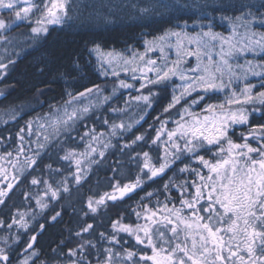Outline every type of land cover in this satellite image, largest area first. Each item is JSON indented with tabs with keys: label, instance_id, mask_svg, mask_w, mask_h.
Masks as SVG:
<instances>
[{
	"label": "snow or ice",
	"instance_id": "6c2138e0",
	"mask_svg": "<svg viewBox=\"0 0 264 264\" xmlns=\"http://www.w3.org/2000/svg\"><path fill=\"white\" fill-rule=\"evenodd\" d=\"M162 7L179 5L164 4ZM76 8L75 0H0V12L8 13L9 17L0 15V39L8 41L4 33L27 23L30 40L42 47L58 30L54 26H60L59 30H63L69 24ZM215 10L220 11L219 8ZM138 11L145 16L155 12L156 8L144 7ZM236 11L238 14L234 16L221 15V20L230 26L228 35L213 31L211 22L204 25L198 21H194L190 33L186 30L188 22L184 21L180 30L169 28L153 40H146L144 52L133 49H128L127 54L115 49L105 51L95 42L87 49L89 54L96 56L100 75L116 78L113 94L119 89L135 87L134 83L120 78L121 71L131 72V79L139 81L136 91L141 93L132 96V100L142 101L145 108L151 107L158 93L171 87V101L163 112L170 115L181 101H184V106L177 109L179 119L175 121L157 116L159 127L150 125L154 136L143 133L135 135L130 143L122 146L121 151L132 149L133 152V145L149 148V151L130 156L139 168L136 178L128 183L115 180L110 184L111 192L88 196L79 212L85 217L94 218L102 209L114 206L125 197L131 199L137 189L144 191L148 181L163 179L177 161L183 167L176 172L188 173L195 179L181 181L178 177H170L164 183V193H170L173 187L177 189L178 206L169 195H165L164 201L157 200L153 205L151 198L154 193L145 192L137 208L133 209L136 222L125 223L124 216H118L111 221L110 232L98 233V240L88 238L97 235L96 226L87 220H80L79 230L68 229L78 238L76 245L68 247L61 241V245L68 248L67 252L60 245L52 250L58 257H63L57 259L56 264H264V123L253 125L249 120L252 113L264 111V0L259 5L241 4ZM196 28L200 31H196ZM172 38H175L174 42ZM217 45L218 51L215 50ZM172 49L175 50L174 59L171 58ZM153 52L159 53V59L149 56ZM248 54L260 56L261 59H246L243 64L238 62L241 56ZM193 57L196 64L185 67L188 62L186 58ZM10 64H15L11 57L7 63L0 60V70L6 74ZM33 67L39 77L52 76V80H41V83L48 85L58 77L70 76L78 70L80 54L63 48L45 49ZM249 77L258 78V89ZM176 78L182 82L179 86L175 83ZM239 82L243 83V87H238ZM144 90L147 94H143ZM36 91L38 95L44 94L43 88ZM102 91L101 85L94 83L83 91H65L67 99L62 103L50 104L49 111L37 118L43 123L38 125L41 131L35 141L36 149H28L31 155L25 152L23 142L25 132L33 134V121H26V126L17 133L21 142L17 157L9 160L15 169L12 175L15 183L0 186V205L7 207L10 193L30 176V185L38 191L34 194L24 193L25 198L34 200L36 208L43 212L52 201L71 197L73 185L80 186L86 181L92 166L100 165L106 159V150L113 145L110 140H105V136H121L130 131L132 124L105 119L103 122L108 125L107 133H97L92 128L80 137L81 141L89 138L83 151L75 147L65 148L60 139L62 136L74 139L71 132L94 107L91 102L84 101L92 95L99 98ZM193 92L197 93V97L189 103L186 97ZM218 93L225 95V101L207 102ZM3 95L0 92V96ZM110 99V96H103L105 102ZM201 101H205L201 109L202 113H206L204 115L191 110V105ZM120 111L112 109L114 113ZM169 122L176 126L168 128ZM238 125L247 126L248 130L234 139V128ZM27 143L31 144L32 141ZM94 143L100 148L93 146ZM53 149H57V155L63 152V155H58L60 167L53 168L52 164L45 166L49 179L34 175L41 170L43 156ZM153 151L157 152L155 162L150 155ZM20 154H24L23 163L19 160ZM12 155V152H6L0 159ZM113 171H118V168H113ZM0 174L8 178L6 169L0 168ZM73 211L76 212V209ZM61 219L60 211L51 216L53 222L59 223ZM10 220L0 219V227L11 231L16 226L28 231L26 213L17 210ZM39 227L43 231L45 225ZM121 233L134 243L124 240ZM11 239L13 243H18L19 232ZM0 241L4 245L0 247V264H12L8 250L9 236L0 238ZM36 241V235L29 237L23 249V259L18 260L17 264H37L40 253L34 247Z\"/></svg>",
	"mask_w": 264,
	"mask_h": 264
},
{
	"label": "trees",
	"instance_id": "16d2710c",
	"mask_svg": "<svg viewBox=\"0 0 264 264\" xmlns=\"http://www.w3.org/2000/svg\"><path fill=\"white\" fill-rule=\"evenodd\" d=\"M138 1H140L141 5L149 2V0ZM226 1H228L227 4L223 0L218 6H215L216 4L207 5L205 7L192 8L191 10L181 8L156 9L153 13L145 16L138 14L133 16L134 18L129 17L130 15L127 16V10L121 12V14L118 11H113L111 16L114 19L110 23L101 24V21L94 24L83 23L81 21L71 23L65 26L63 30L58 29L54 31L42 47L33 44L32 46L16 50L12 58L15 60V64L9 65L5 76L0 82V86L3 88L2 92L4 93L3 96H0V156H4L6 152L13 153L10 158L0 159V168L6 169L8 173L7 179L0 174V186L8 182H14L12 181V175L15 173V169H13L9 160H15L17 157V151L21 144L17 133L21 128L26 126V121L32 120L34 129V122L38 117L43 115L42 112L47 110L50 104L62 103L63 100L68 98L65 95V91H83L85 87H91L94 83H101L87 51V49L93 46L92 42L100 44L103 49L124 50L130 47L139 48L146 37H155L169 28H177V25L183 24L184 21L191 24V18L203 11L206 14L209 12V16L216 19L221 18L222 14L234 16L233 12L236 11L235 8H239L241 3L246 0ZM217 8L220 11H216L215 9ZM26 29L23 25L18 26L6 36L12 43L14 40L15 42L17 40L23 41V35L27 32ZM16 32L17 34L13 35ZM53 47L78 52L80 54V68L70 76L58 77L54 82L46 85L41 83V80H52V76H37L33 66L45 49H52ZM37 88H43L44 94L38 95ZM163 92H159L158 95L163 94ZM143 94L147 93L144 92ZM131 97L125 98V101H122L124 98H116L114 100L113 103L118 104V108L116 109H121L122 111L114 113L111 106L113 103L105 104L102 109L92 113L84 121L76 125L75 130L70 134L74 139H65L63 137L62 141L65 148L75 147L78 151H83L84 144L89 138L85 137V140L81 141L80 137L92 128H95L97 133H107L108 125H105L103 122L105 119L109 121L116 120L117 123L123 121L126 124H132L130 131L123 133L121 136H105V140H110L113 147L106 150V159L100 165L92 166L88 172L86 181L82 182L80 186L73 185L71 197L52 201L49 208L41 212L40 209L36 208L34 200L29 201L25 198L24 193L31 192L34 194L38 191L37 188L30 185L29 181L31 177L29 176L27 180H22L19 186L10 193L8 206L0 205V219L11 222L10 217L19 210L26 213L28 224H47L45 233L42 236H38L40 246L47 245V254H56L52 250L57 248L58 245L63 248L64 252H67L68 248L61 245V241H64L68 247L76 245L78 238L70 233L68 229L79 230L78 225L80 220H87L88 223H102L110 229L111 221L116 217L115 215L112 216L114 213L112 207L103 213L95 215L96 218L83 216V213L79 212V209L84 206V202L88 196L96 193L102 195L105 192H111L110 184L115 183V180H119L121 183H128L130 180L135 179L139 168L136 162L130 159V156H134L136 152L149 151V148L147 146L141 148L133 145L132 148L135 149V152H133L132 149L121 151L122 146L125 143H130L135 135L143 133L154 136L155 132L153 128H150V125L159 127L156 117L160 116L162 119L173 121L174 116L177 115V109H181L184 106V102L179 104L169 115L168 113H164L163 109L169 103L170 98H157L158 103L155 102L154 108L151 109V107L145 108L142 101L136 102ZM191 100L193 98L188 101ZM141 117L143 118L141 119ZM263 121L264 113H261L252 120L251 124L262 123ZM171 125L172 123L169 122L167 127L170 128ZM29 140L32 141L31 144L27 143ZM23 143L25 152L31 155L28 149H36L33 134L29 135L25 132ZM93 146L98 147V149L100 148V145L95 143ZM57 149H53L48 155L43 156V162L40 165L41 170L33 173L34 175L49 179L48 170L45 166L52 164L53 168L60 167V163L57 160L58 155H63V152L60 151L57 155ZM150 155L155 162L157 153L153 151L150 152ZM19 160L23 163L24 154L19 155ZM113 168H118V171L114 172ZM27 171H31V169ZM27 171L25 175H27ZM135 197L128 201L127 204L131 202L129 206L133 200L135 201ZM74 208L76 212L73 211ZM57 211L62 213V219L59 223L51 221V216ZM33 213H35L34 218ZM33 228H31V231H34ZM17 232L20 235L21 244L19 243V247H21L24 245L22 243L24 241L23 238L28 236V232L24 229H18L14 226L9 231L6 227H0V238L9 236V243H12L11 237L15 236ZM89 237L92 238V236ZM2 244V241H0V247H4ZM17 245L13 246V248H17ZM11 248L8 250H11ZM17 253L18 250L17 252L14 250L10 251V255H17Z\"/></svg>",
	"mask_w": 264,
	"mask_h": 264
},
{
	"label": "rangeland",
	"instance_id": "374dc122",
	"mask_svg": "<svg viewBox=\"0 0 264 264\" xmlns=\"http://www.w3.org/2000/svg\"><path fill=\"white\" fill-rule=\"evenodd\" d=\"M222 1L223 0H149V2L144 3V5H141L140 1H138V0H75V4L77 5V8H76V10L73 11V14H72L73 19L71 21H69V24L75 23V22L77 23L80 21L83 23H91V24H94L95 22H100V21H101V24L102 23H110L114 19L111 16L113 11H118L121 14V12L127 10V13H128L127 16L130 15L129 17H133V16H136L139 14V11H138L139 8H144V7H148V8L155 7L157 10H164V9H168V8L162 7V5H164V4H167V5L177 4V5H179V7H169V8H173V9L174 8H181V9H190L191 10L192 8H200L202 6L205 7L207 5H215L216 4L215 6H218V4H220V2H222ZM227 2L228 1L225 0V4H227ZM260 2H261V0H246L242 3L259 5ZM120 9H121V11H120ZM236 9L237 8H235V10ZM233 13L235 15L238 14L237 11H235ZM0 15H3L5 18H9L8 13H6V12H0ZM194 21H198L199 23H203L204 25H207L209 22H211V24L213 26V31L218 32V33H222L224 35H228L231 31L230 26L226 21L221 20V18H217V19L215 17L212 18L209 16V12H207V14H206L205 11H203L202 13H198V15H195L194 17L191 18V24L188 23L186 30L189 31L190 33L193 31ZM22 25L25 26V28H27L26 29L27 32H25L26 34L23 35V38H24L23 41L17 40L15 42V40H14V42L12 43V41H9V40L5 41V40L0 39V60H2L5 63H7V59L9 57H11V58L14 57L13 53L16 50H20L22 48L33 45L32 41L29 38L30 37V28L28 27L27 23L19 24V26H22ZM179 26H180L179 28L177 27V28H173V29L174 30H180V28H183L184 23L179 25ZM54 27H56L57 29H60V26H54ZM14 28H16V27H13L7 33H4V35H8L10 32L13 31ZM63 28H65V26ZM196 31H200V29L196 28ZM241 31H243V30L241 29ZM16 34H17V32L13 35H16ZM162 34H160V35H162ZM160 35H157L155 37H158ZM153 38L154 37H146L139 48L130 47V48H127L124 50H116V51L125 52L126 54H127L128 49H133V50H136L138 52H144L145 41L146 40L151 41V40H153ZM172 39L174 42L175 38H172ZM185 45H187L186 41H185ZM104 50L105 51H111L113 49H104ZM215 50L218 51V45H217ZM166 51H168L167 48H166ZM149 56L153 59H159V53L158 52L149 53ZM89 57L91 58L92 63L95 67V72L98 74L99 81L101 82V83L99 82L100 83L99 85H101L103 91H102V94L100 95L99 98L96 95H92L90 98H88L84 101V103L91 102V104L94 105L93 110L88 114V116L91 115L92 113L98 111L99 109H102L105 106V104L113 103L116 98H124L122 101H125V98L131 97V95L141 94L140 92L136 91V89L139 88V81H133L131 79L132 73L131 72L126 73L124 71H121L120 78L125 79L129 83H134L135 87L132 89H119L115 94H113L112 89H113L116 78H114L112 76H108V77L101 76L100 72H99V66L97 65L96 56L94 54H89ZM171 58H173V59L175 58V50L174 49L171 50ZM186 59L188 62L185 65V67L194 66L196 64V60L194 57L193 58H186ZM246 59H254V60L258 61L261 59V57L260 56L253 57L252 54H248L247 56H241L239 58L238 62L243 64ZM137 75H139V73H137ZM149 75H151V74H149ZM0 76H2V77L5 76V74L2 70H0ZM2 79L3 78H0V82ZM249 79L252 83L257 84V89H258V87H259L258 78L249 77ZM175 83L177 86H179L182 82L178 78H176ZM238 87H243V83L239 82ZM2 90H3V88H2V86H0V92H2ZM179 91H180V89H179V87H177L176 88L177 94H179ZM144 92L147 93L146 90H144ZM172 93H173V88L170 87V88L164 90L163 94L157 95L152 102L151 109L154 108L155 102L158 103L157 98H164V97L165 98H171ZM103 96H110L111 99L105 102L103 100ZM196 97H197V93L193 92L192 95L189 97H186V99L188 100V98H196ZM225 99H226V97L223 93H218V94L212 96V98H211L212 103H220V102L225 101ZM209 102H211V101H209ZM204 104L205 103L201 104V106H199L198 110L194 109V108H196L197 105L193 104V105H191V110L198 113V114L204 115L206 113L201 112V109L204 107ZM199 105H200V103H199ZM111 106L113 108H118V104L113 103ZM177 106L178 105H176V108H177ZM234 107H236V106H234ZM245 107H250V106L246 105ZM176 108L172 109L171 111L175 110ZM48 111H49V108L47 110L43 111L42 116H44L45 113H47ZM261 113H264V111H262ZM261 113H252L251 115H253V114L258 115ZM177 119H179V117L176 115V116H174L173 121H175ZM81 122H78V124ZM40 123H43V121H40L38 119L34 122V125H35L34 129H33L34 142L37 140L38 135L41 131L38 127V125ZM175 126L176 125L174 123H172L170 128H174ZM237 127H247V126H242V125L235 126V128H237ZM48 131H50V129ZM241 132H242V130H239V131H237V134L241 133ZM63 137L64 136H62L60 139L62 140ZM35 146L37 147V145H35ZM210 155L211 154L209 153L208 156H210ZM185 163H190V161H185ZM177 164H179V167H183V164H181L179 161H177V163L174 165H177ZM169 172H170V174L172 173L171 170ZM174 173L177 174L178 172L174 171ZM147 184L148 183H146L145 185H147ZM144 195L145 194L142 193V196H144ZM102 210H104V209H102ZM9 244L13 245V243H9ZM11 245H10V247H11ZM20 255L23 257V253H21Z\"/></svg>",
	"mask_w": 264,
	"mask_h": 264
},
{
	"label": "flooded vegetation",
	"instance_id": "af4514ba",
	"mask_svg": "<svg viewBox=\"0 0 264 264\" xmlns=\"http://www.w3.org/2000/svg\"><path fill=\"white\" fill-rule=\"evenodd\" d=\"M252 116L249 117V120H251ZM252 122V121H251ZM239 130H242V132H247L248 128L247 127H237V128H234V136L233 138L234 139H237L239 137V135L241 133H238L237 134V131ZM206 171V170H205ZM172 177L173 179H176L177 177L182 181L184 179H195V177L193 176H189L188 173H183V174H180V173H177V174H167L163 179H160V178H156V181L155 182H152V181H148L147 185H144V191H141L139 189H137V192L135 193L134 196L135 197V205L134 206H131V207H128V201L133 199V197L131 199H128L127 197L124 198L123 201H118L116 202V204L114 206H111L112 207V211H114V213L112 214L115 215L116 217L114 219H116L118 216H124V222L125 223H134L136 222V216L133 214V209H136L137 208V203L140 201V198L143 197L142 196V193L145 194V192H153L154 195L153 197L151 198V204L155 205L156 201L157 200H160V201H164L165 199V195H169L173 198V201L177 203V206H178V201H176V197L178 196V191L175 187H173V189L171 190L170 193H164L163 192V185L164 183H166L168 181V179ZM138 193V194H137ZM163 193V194H161ZM145 203H147V201H145ZM140 223H143V221H140ZM41 224H44L45 225V228L43 231H41L40 229V225ZM95 226H96V232H97V235L96 236H92V238L88 237L89 239H93V240H98V233L99 232H110L108 227L105 226L104 224L100 223H93ZM29 225V228H28V236L26 238H23L24 241L22 242L24 245L19 247V243L21 244V242L19 241L18 243H14L15 245H17V248H13V246L15 245H11V250L10 251H16L18 250V253L17 255H11V258H12V264H17V261L18 260H21L23 259V257L20 255V253L22 252V250L24 249V247L26 246V242L28 241L29 237L32 236V235H38V236H42L44 233H45V230L47 229V224L45 223H40V224H36V225H31L30 223L28 224ZM34 227V228H33ZM31 228H33L34 231H31ZM38 236H37V241H36V244H35V248H37L39 250V260L37 261V264H41V262H45V264H56V260L57 259H62L63 257H58L57 254H47V245H41L40 246V243H38ZM120 236H122L124 238V240L128 241L129 243H134V241H132L126 234H123L121 233ZM51 246H53L51 244ZM127 246V245H126ZM57 249V248H55ZM59 251V249H58Z\"/></svg>",
	"mask_w": 264,
	"mask_h": 264
}]
</instances>
